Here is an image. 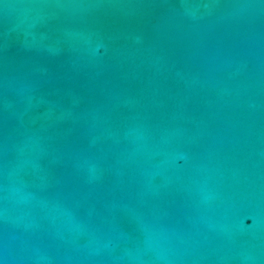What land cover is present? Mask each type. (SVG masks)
<instances>
[{"label":"water","instance_id":"1","mask_svg":"<svg viewBox=\"0 0 264 264\" xmlns=\"http://www.w3.org/2000/svg\"><path fill=\"white\" fill-rule=\"evenodd\" d=\"M0 264H264V0H0Z\"/></svg>","mask_w":264,"mask_h":264}]
</instances>
